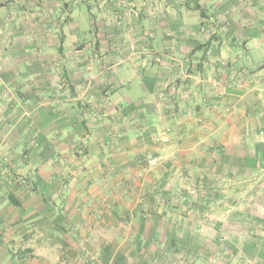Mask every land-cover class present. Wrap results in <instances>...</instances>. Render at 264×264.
Returning <instances> with one entry per match:
<instances>
[{
  "label": "crops",
  "instance_id": "crops-1",
  "mask_svg": "<svg viewBox=\"0 0 264 264\" xmlns=\"http://www.w3.org/2000/svg\"><path fill=\"white\" fill-rule=\"evenodd\" d=\"M5 155L0 264H185V177L201 208L264 172V0H0ZM259 187L231 213L264 233Z\"/></svg>",
  "mask_w": 264,
  "mask_h": 264
},
{
  "label": "rangeland",
  "instance_id": "rangeland-1",
  "mask_svg": "<svg viewBox=\"0 0 264 264\" xmlns=\"http://www.w3.org/2000/svg\"><path fill=\"white\" fill-rule=\"evenodd\" d=\"M134 12L136 13V11L133 9L131 11V14H135ZM67 18H69V16H66L64 14V19L62 18L61 20L65 21L67 20ZM117 25H123L122 17L118 18ZM159 132L166 133L169 136V141H155L154 137ZM151 141L155 144H168L171 141V136L167 130H158L152 134ZM154 158H159L157 163L151 162V160ZM8 160V156L5 155V168H2V170L4 169L5 171H0V180L4 182L8 179V175H10L11 173H8V171H6ZM149 162L151 165L157 166L163 162V158L161 155H153L149 159ZM263 173H261L262 176H260V178L257 175L252 176L251 179L253 180L246 181V184L244 185H242L241 183H234L235 185L233 188H228L229 191L222 188H213L215 192L217 191L215 195H222V198L218 202L206 203L201 208L194 207L193 204L195 203L193 202V198L199 197V194H205L207 196L210 194L212 195L213 192H211V190H208L207 187L201 188L200 186L193 184L188 177H185V189L183 195L187 198L185 206L186 214L187 217L190 216V219H187V226L189 227H185V229L187 228L186 230H188L189 233L181 235L182 242L183 240L185 241L186 249L183 251H179V254L175 253V255H172L171 260L180 259L185 264H261L263 259H259L260 257L257 246L263 243L264 233H262L261 230H258L257 227V224L258 222H260V220L254 218L252 219L251 217L244 218V216L242 215L243 213L232 214L231 210H234V212H236L237 209H241V207L245 205V202L243 203L242 200H245L243 198H239V201H237L234 200L231 196H235V194H237L236 192L241 191L244 187V192L241 196H247L251 199V197L255 195L257 193V190L260 188L259 184L264 183ZM12 174H14V179H17L19 178V176H21L20 174L13 172ZM5 186H7L6 183ZM28 188L31 189V187ZM239 194H241V192H239ZM226 196H228L229 198H227ZM230 197L231 200H229ZM250 205H254L255 207L256 205L258 206V204L252 203ZM193 208L194 211L197 212V219L193 218ZM230 215H233L234 217L231 216L229 218L231 219L230 221H232V223H230L229 229L226 231L223 228H219V225L217 226V222L224 220L217 218H225ZM241 216H243L245 220L241 219ZM195 221H198V223H196ZM242 221L244 222V225L240 223ZM191 222L195 223V226H193L194 223L192 224L193 228L195 229L190 226ZM194 243L196 247L200 245L201 248L204 247V249L202 250H205L206 248L208 251H202L200 253V251L194 249ZM84 247L85 246L83 245L80 251L84 253H81V255H84L83 262L87 261L88 264H101V255H99L100 252H97L96 250L86 251V248L82 249ZM9 251L12 252V250ZM75 252L76 251H74V253ZM16 256V259L20 260L23 258H28L30 254H28L25 249L22 250L21 248H17V250H13L12 253L13 258H15ZM154 260L156 259L154 258Z\"/></svg>",
  "mask_w": 264,
  "mask_h": 264
},
{
  "label": "built area",
  "instance_id": "built-area-1",
  "mask_svg": "<svg viewBox=\"0 0 264 264\" xmlns=\"http://www.w3.org/2000/svg\"><path fill=\"white\" fill-rule=\"evenodd\" d=\"M154 140L157 142H168L169 141V136L164 133V132H159L155 135ZM159 158H154L151 160L152 163H157ZM26 183V182H25ZM27 187H30L27 185Z\"/></svg>",
  "mask_w": 264,
  "mask_h": 264
},
{
  "label": "trees",
  "instance_id": "trees-1",
  "mask_svg": "<svg viewBox=\"0 0 264 264\" xmlns=\"http://www.w3.org/2000/svg\"><path fill=\"white\" fill-rule=\"evenodd\" d=\"M9 198H10V200H11V202H12L13 204H15V205H19L18 200H17V199L15 198V196L12 195L11 193L9 194Z\"/></svg>",
  "mask_w": 264,
  "mask_h": 264
}]
</instances>
